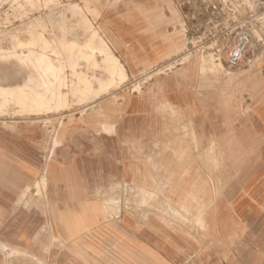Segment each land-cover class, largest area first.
I'll use <instances>...</instances> for the list:
<instances>
[{
	"label": "crops",
	"instance_id": "crops-1",
	"mask_svg": "<svg viewBox=\"0 0 264 264\" xmlns=\"http://www.w3.org/2000/svg\"><path fill=\"white\" fill-rule=\"evenodd\" d=\"M98 1L105 5L97 18L101 36L128 77L181 53L187 31L205 36L207 46L189 56L207 54L226 65L229 43L205 32L215 0ZM260 25L259 50L241 65L264 57V18ZM201 68L187 60L143 92L127 95L120 106L106 103L104 94L84 113L68 115L60 142L50 151L49 172L47 166L42 170L32 129L22 127L16 142L0 140V221L14 211L13 202L27 184L46 176L61 182L63 196L57 228L63 245L52 260L245 264L239 252L247 213L264 219L262 88L259 84L248 114L244 108L230 110L228 87L215 94L213 79L203 77ZM99 77L96 85L106 83ZM215 147L222 152L215 155ZM246 149L254 152L248 178ZM173 210L186 220L169 216Z\"/></svg>",
	"mask_w": 264,
	"mask_h": 264
},
{
	"label": "rangeland",
	"instance_id": "rangeland-1",
	"mask_svg": "<svg viewBox=\"0 0 264 264\" xmlns=\"http://www.w3.org/2000/svg\"><path fill=\"white\" fill-rule=\"evenodd\" d=\"M95 2L99 1L0 0V87L23 84V91L8 94V99L0 98V140L16 142L22 127L32 129L38 142L43 172L46 166L49 172L50 151L59 144L68 115L73 117L84 113L85 108L94 106L97 103L94 100L104 94L108 99L106 103L120 106L127 95L143 92L156 78L181 67L166 69V63L174 55L161 64L146 67L134 77H128L119 58L101 36L97 18L105 5ZM103 44L117 58L126 75L124 78L115 75L113 83L111 78L115 67L100 54L99 48ZM41 54L46 58L39 64L36 58ZM253 57L252 61L247 60L237 68H229L207 54H194L184 60L200 62L201 75L213 79L214 93L225 92L228 87L230 110L244 108L248 114L260 94L257 91L259 84L264 104V57L258 62L256 56ZM49 63L54 69L46 72ZM96 75L106 83L96 85L95 82L100 81ZM96 86L98 91H95ZM102 107H98L99 110ZM214 150L215 155L222 152L221 148L215 147ZM253 153L252 149H246V160L251 162L246 166L247 178L252 175L254 167ZM236 167L233 166L232 170L236 171ZM216 168L220 169L221 165L215 164ZM236 174L231 173V178ZM19 193L13 202L14 211L0 221V264H63L51 259L63 245L57 229L63 207L61 182L57 184L43 176L37 182L27 184ZM215 194V206H220L221 196ZM169 216L183 222L186 220L174 210ZM262 219L259 213H247L245 244H240V252L237 246H231V254L239 252L245 264H264ZM199 228L204 230L205 227L199 225Z\"/></svg>",
	"mask_w": 264,
	"mask_h": 264
},
{
	"label": "built area",
	"instance_id": "built-area-1",
	"mask_svg": "<svg viewBox=\"0 0 264 264\" xmlns=\"http://www.w3.org/2000/svg\"><path fill=\"white\" fill-rule=\"evenodd\" d=\"M213 11L210 27L205 30L208 37L215 35L227 40L225 63L229 68H237L248 53L259 50L260 34L263 29L260 22L264 18V0H215L211 5ZM186 47L168 61L166 69L185 63L184 58L193 53L207 51L206 37L202 34H189ZM208 39V38H207ZM231 42V44H230ZM170 64V65H169Z\"/></svg>",
	"mask_w": 264,
	"mask_h": 264
},
{
	"label": "bare ground",
	"instance_id": "bare-ground-1",
	"mask_svg": "<svg viewBox=\"0 0 264 264\" xmlns=\"http://www.w3.org/2000/svg\"><path fill=\"white\" fill-rule=\"evenodd\" d=\"M23 2V1H22ZM29 2H31V1H29ZM35 8V7H34ZM98 50V49H97ZM99 50H100V54L103 56V59L107 62V63H111V65H112V67H115V69H114V71H113V78H111V81H112V83L113 82H115V80L114 79H116L115 78V75H119L121 78H124V77H126V75H125V73H124V71H123V68H122V66L120 65V63H119V61L117 60V58L114 56V55H112V53H110L109 52V50H108V46L107 45H105V44H103L102 46H101V48H99ZM98 50V51H99ZM5 52V51H4ZM44 53V52H43ZM92 53V52H91ZM93 53H95V52H93ZM95 55V54H94ZM6 56V55H5ZM73 56V55H72ZM2 57V56H1ZM48 57V56H47ZM32 58V57H31ZM45 54H41L40 56H38L37 58H36V62L37 63H39V64H41L42 62H44L45 61ZM79 59V58H78ZM77 59V60H78ZM100 60V59H99ZM82 62V61H81ZM46 63V62H45ZM89 63V62H88ZM92 63V62H91ZM90 63V64H91ZM98 63V62H97ZM84 64V63H83ZM95 64V63H94ZM93 64V65H94ZM105 64V63H104ZM103 64V65H104ZM99 65V64H98ZM101 65V64H100ZM109 66H110V64H109ZM247 66V65H246ZM87 67H89V65L87 64ZM105 68H106V65H105ZM110 68V67H109ZM108 68V69H109ZM54 69V65L53 64H51V63H49L48 64V66H47V69H46V72H49V71H51V70H53ZM88 70V69H87ZM95 70V69H94ZM107 70V69H106ZM100 71V70H99ZM101 71H103V70H101ZM100 71V72H101ZM57 72H59V71H57ZM87 72V71H86ZM97 72H98V70H97ZM109 72V71H108ZM40 73V72H39ZM104 73V72H103ZM108 74V73H107ZM102 75V74H101ZM110 75H112V74H110ZM97 76V75H96ZM107 76V75H106ZM53 77V76H52ZM108 77V76H107ZM92 78V77H91ZM100 78V77H99ZM106 78V77H105ZM39 79H40V77H39ZM106 79H108V78H106ZM9 81V80H8ZM90 81V80H89ZM104 82H105V80H103ZM107 81V80H106ZM11 82V81H10ZM42 82V81H41ZM93 82V81H92ZM89 84V83H88ZM102 84V83H101ZM35 85V84H34ZM39 86V85H38ZM37 86V87H38ZM43 86V85H42ZM67 87V86H66ZM97 87V86H96ZM43 88V87H42ZM95 88V87H94ZM111 88V87H110ZM41 89V88H40ZM96 89V88H95ZM62 90V89H61ZM66 90V89H65ZM68 90V89H67ZM94 90V89H93ZM16 91H23V84L22 83H17V84H14V85H6V86H1L0 87V98L1 99H8V98H10V96L8 95V94H10V93H14V92H16ZM96 91V90H95ZM109 91V90H108ZM33 92V91H32ZM44 92H46V91H44ZM100 92V91H99ZM106 93V92H105ZM101 94V93H100ZM55 107V106H54ZM1 113V112H0ZM39 113V112H38ZM42 113V112H41ZM46 114V113H45ZM42 116V115H41ZM29 117V116H28ZM106 134H108V133H106ZM117 142V141H116ZM51 153H53V150L51 151ZM180 153V152H179ZM181 156V155H180ZM184 171V170H183ZM195 172V171H194ZM196 176V175H195ZM27 178V177H26ZM196 180V179H195ZM24 184V183H23ZM200 185V184H199ZM145 190V189H144ZM113 221V220H112ZM115 222V221H114ZM115 223H117V222H115ZM8 224V223H7ZM126 229V228H125ZM132 236V235H131ZM143 242V241H142ZM144 243V242H143ZM129 244V243H128ZM130 245V244H129ZM132 246V245H131ZM161 251V250H160ZM246 253V252H245ZM258 254V253H257ZM145 255V254H144ZM161 255V254H160ZM163 257V256H162ZM154 262V261H153Z\"/></svg>",
	"mask_w": 264,
	"mask_h": 264
}]
</instances>
